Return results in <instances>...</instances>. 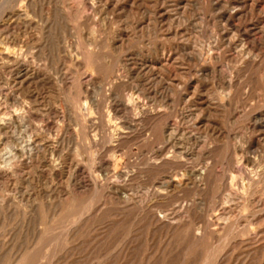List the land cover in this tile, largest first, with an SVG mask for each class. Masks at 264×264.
Returning <instances> with one entry per match:
<instances>
[{
	"label": "rangeland",
	"instance_id": "obj_1",
	"mask_svg": "<svg viewBox=\"0 0 264 264\" xmlns=\"http://www.w3.org/2000/svg\"><path fill=\"white\" fill-rule=\"evenodd\" d=\"M13 114L0 264H264V0H0Z\"/></svg>",
	"mask_w": 264,
	"mask_h": 264
},
{
	"label": "bare ground",
	"instance_id": "obj_2",
	"mask_svg": "<svg viewBox=\"0 0 264 264\" xmlns=\"http://www.w3.org/2000/svg\"><path fill=\"white\" fill-rule=\"evenodd\" d=\"M239 3V2H238ZM242 4V3H241ZM226 5V4H225ZM239 6V5H238ZM241 6V5H240ZM235 10V9H234ZM19 12V11H18ZM17 12V13H18ZM235 12H237V10L235 11ZM15 13V12H14ZM20 14V13H19ZM229 14V13H228ZM14 15V14H13ZM27 15V14H26ZM226 15V14H225ZM221 16V15H220ZM228 16V15H227ZM14 17V16H13ZM19 17V16H18ZM17 17V18H18ZM91 18V17H90ZM221 18H224L223 16L222 17H220L219 18V20L221 19ZM227 18V17H226ZM19 20V19H18ZM21 21V20H20ZM226 20H224V22H225ZM223 22V21H222ZM233 23V22H232ZM228 24V23H227ZM236 24V23H235ZM233 25H234V23H233ZM222 26H223V24H222ZM230 27H231V25H230ZM231 28H233V27H231ZM231 28H230V30H231ZM242 28V27H241ZM238 29V28H237ZM243 29V28H242ZM233 31H234V29H233ZM222 32H224V30L222 31ZM253 33V32H252ZM230 33L228 32V33H226V34H224V36H222V37H224V41H225V44L226 45H232V47H235L236 49H238V52H240L241 54L242 53H244V52H246L247 50H246V47H245V45H244V43H243V39L242 40H240L237 44L235 43H232L231 42V40H230ZM235 35V34H234ZM250 35H251V33H250ZM239 37V36H238ZM237 37V38H238ZM242 37H246V34L245 33H243V36ZM250 37V36H249ZM252 37V36H251ZM233 39H235V37H233ZM222 41V40H221ZM250 41V40H249ZM214 43V42H213ZM214 44H216V42L214 43ZM246 44V43H245ZM250 44V43H249ZM252 44V43H251ZM259 44V43H258ZM121 45V44H120ZM214 46V45H213ZM248 47H250V46H248ZM212 48V47H211ZM230 48V47H229ZM10 49V48H9ZM12 49V51L13 50H15L16 51V49H14V48H11ZM10 49V50H11ZM22 49V48H21ZM5 50H7V49H5ZM9 50V51H10ZM15 51H14V53H15ZM18 51V50H17ZM250 52V51H249ZM14 53H12V52H8V50L6 51V52H3L2 53V56L3 57H5V58H7V59H11V60H13V61H16L17 62V60H18V56H16ZM19 53V52H18ZM17 53V54H18ZM190 53H191V51H190ZM195 53V52H194ZM239 53V55H241ZM247 53V52H246ZM252 53V52H251ZM20 54V53H19ZM18 54V55H19ZM192 54H193V52H192ZM197 54V53H196ZM194 55L193 57H197L198 55ZM253 54V53H252ZM246 55V54H245ZM249 56V55H248ZM247 56V57H248ZM20 57H21V55H20ZM19 57V58H20ZM190 58H191V56H189ZM241 57V56H240ZM234 58V57H233ZM198 59V58H197ZM23 60V59H22ZM6 61V60H5ZM25 61V60H24ZM245 61V60H244ZM6 62H8V61H6ZM12 62V61H11ZM192 62V61H191ZM13 64H14V62H12ZM251 63V62H250ZM18 65V64H17ZM18 68H21L20 70H21V73H23L20 77H18L17 79H18V84L20 85V84H22L23 82H25L27 79H29L30 78V73H29V71H28V68L25 66V65H19V67ZM18 68H16L17 70H19ZM238 68V67H237ZM33 69V68H32ZM241 70V69H240ZM20 72V71H19ZM2 76V75H1ZM35 77V76H34ZM36 78V77H35ZM34 78V79H35ZM16 79V80H17ZM32 79V78H31ZM44 80V79H43ZM29 81V80H28ZM7 83V82H6ZM14 83V82H13ZM15 84V83H14ZM119 84V83H118ZM16 85V84H15ZM18 86V85H17ZM227 88V87H226ZM19 90V89H18ZM231 90V89H230ZM229 91V90H228ZM2 95V94H1ZM132 96V95H131ZM213 96V95H212ZM129 98V97H128ZM160 98V97H159ZM130 99H132V98H129V100H128V102L130 103V105H131V108H133L132 106H134V105H136L137 103H136V101L134 102V101H132V100H130ZM121 100V99H120ZM127 100V99H126ZM133 100H134V98H133ZM207 100V99H206ZM88 101V100H87ZM209 102V101H208ZM126 103V102H125ZM128 103V104H129ZM85 104H87V102L85 103ZM127 104V103H126ZM129 105V106H130ZM21 106V105H20ZM84 106V105H83ZM123 106V105H122ZM139 107V105L137 106V108ZM219 107H220V105H219ZM162 108V107H161ZM222 108V107H221ZM15 109H17V108H15ZM127 109V108H126ZM128 109H129V107H128ZM136 109V108H135ZM201 109V108H200ZM207 109V108H206ZM113 110V109H112ZM129 110H131V109H129ZM145 110V109H144ZM7 111V110H6ZM14 111H16V110H14ZM133 111V110H132ZM139 111V110H138ZM154 112V111H153ZM8 113V112H7ZM13 113H15V112H13ZM17 115H18V113H16ZM16 114H13V115H11V116H9V118H8V121L7 122H5L4 120H3V116H2V119H1V121H0V132H5V130H6V128H8L6 125H8V123L10 124V123H12V124H16L17 125V121H18V116L16 115ZM141 114V113H140ZM263 114V113H262ZM4 115V114H3ZM22 115V114H21ZM78 115V114H77ZM145 115V114H144ZM148 115V114H147ZM142 116V115H141ZM164 116V115H163ZM124 117V116H123ZM139 117V116H138ZM259 117V116H258ZM138 119V118H137ZM254 119V118H253ZM19 120H20V118H19ZM259 121H258V124H259V126L261 125V126H264V116H260L259 117V119H258ZM108 121V120H107ZM256 121V120H255ZM91 123H92V121H91ZM111 124V123H110ZM108 125V124H107ZM112 125V124H111ZM110 125V126H111ZM254 125H256V124H254ZM10 127H11V125H9ZM116 126H118V125H116ZM252 126V125H251ZM14 127V126H13ZM9 129V128H8ZM14 129V128H13ZM112 129V128H111ZM118 129V128H117ZM165 128H163V130H164ZM264 129V128H263ZM260 130V129H259ZM9 131H10V129H9ZM13 131V130H12ZM114 131V130H113ZM116 131V130H115ZM125 131V130H124ZM27 132V131H26ZM117 132V131H116ZM120 132V131H119ZM161 132V131H160ZM166 132V131H165ZM122 133V132H121ZM174 133V132H173ZM14 134V133H13ZM20 134V133H19ZM125 134V133H124ZM3 135V134H2ZM7 135H8V133H7ZM26 135V134H25ZM118 135H120V133L118 134ZM165 135V134H164ZM168 135V134H167ZM28 136V135H27ZM113 136V135H112ZM159 136V135H158ZM30 137H32V136H30ZM125 137V136H124ZM166 137H168V136H166ZM166 137H164V138H166ZM24 138H25V136H24ZM35 138V137H34ZM113 138V137H112ZM171 138V137H170ZM7 139V138H6ZM17 139V138H16ZM51 140V139H50ZM7 141V140H6ZM36 141V140H35ZM38 141V140H37ZM53 141V140H52ZM166 141V140H165ZM16 142V141H15ZM19 142V141H18ZM170 142V141H169ZM6 144V143H5ZM36 144V143H35ZM9 145H11V143L9 144ZM23 145V144H22ZM119 145V144H118ZM2 146V145H1ZM0 146V147H1ZM14 146V145H13ZM13 146H12V148H13ZM34 140H32L31 138L29 139L28 138V140H26L25 142H24V145H23V149L22 150H19V149H21V148H18V150H16L15 151V154H19V153H21L23 150H25L26 152H28V154L27 155H29L31 152H32V150H33V148H34ZM54 146V145H53ZM56 146V145H55ZM9 147V146H8ZM15 147V146H14ZM22 147V146H21ZM251 147H257V143H252L251 144ZM175 148V147H174ZM263 148V147H262ZM11 149V148H10ZM163 149V148H162ZM253 149V148H252ZM2 150V149H1ZM119 150V149H118ZM160 150V149H159ZM5 151V150H4ZM12 151V150H11ZM14 151V150H13ZM12 151V152H13ZM34 151V150H33ZM249 151V150H248ZM8 152H10V151H8ZM54 152V151H53ZM24 153V152H23ZM44 153V152H43ZM109 153V152H108ZM160 153V152H159ZM5 154H6V152H5ZM174 154V153H173ZM3 155V154H2ZM7 155H9V154H7ZM11 155V154H10ZM34 155V154H33ZM39 155V154H38ZM170 155V154H169ZM35 156V155H34ZM37 156V155H36ZM166 156V155H165ZM176 156V155H175ZM254 156V155H253ZM252 156V157H253ZM3 157V156H2ZM7 157V156H6ZM19 157V156H18ZM47 157V156H46ZM156 157V156H155ZM168 157V156H167ZM170 157V156H169ZM9 157H7V159H8ZM11 158V157H10ZM9 158V159H10ZM15 158V157H14ZM17 158V157H16ZM30 158V157H29ZM38 158V157H37ZM39 158H41V156L39 157ZM45 158V157H44ZM96 158V157H95ZM161 158H163V157H161ZM166 158V157H165ZM8 159V160H9ZM13 159V158H12ZM28 159V158H27ZM97 159V158H96ZM164 159V158H163ZM171 159H172V157H171ZM38 160V159H37ZM40 160V159H39ZM254 160V159H253ZM41 161V160H40ZM46 161V160H45ZM107 161V160H106ZM159 161V160H158ZM173 161V160H172ZM7 162H9V161H7ZM19 162V161H18ZM38 162V161H37ZM44 162V161H43ZM153 162H155V161H153ZM167 162H169V161H167ZM166 162V163H167ZM174 162V161H173ZM24 163V162H23ZM157 163V162H156ZM159 163H161V162H159ZM162 163L164 164L165 163V159H164V161H162ZM165 163V164H166ZM10 164V163H9ZM44 164V163H43ZM48 164V163H47ZM104 164H106V163H104ZM248 164V163H247ZM14 165H15V163H14ZM44 165H46V164H44ZM101 165V164H100ZM155 165V164H154ZM153 165V166H154ZM158 165V164H157ZM162 165V164H161ZM166 165H168V164H166ZM174 165V164H173ZM176 165H178V164H175V166ZM180 165V164H179ZM148 166V165H147ZM170 166H171V164H170ZM247 166V165H246ZM103 167V166H102ZM159 167V166H158ZM162 167V166H161ZM164 167V166H163ZM167 167V166H166ZM178 167V166H177ZM205 167V166H204ZM151 168H153V167H151ZM160 168V167H159ZM171 168V167H170ZM206 168V167H205ZM4 169H6V167H4ZM100 169V168H99ZM111 169V168H110ZM164 169V168H163ZM162 169V170H163ZM7 170V169H6ZM102 170V169H101ZM177 170V169H176ZM250 170V169H249ZM247 171V170H246ZM255 171V170H254ZM2 172V171H1ZM100 172V171H99ZM169 172V171H168ZM172 172V171H171ZM177 172V171H176ZM10 173V172H9ZM8 173V174H9ZM122 173H124V172H122ZM165 173V172H164ZM201 173V172H200ZM2 174V173H1ZM12 174V173H11ZM92 174V173H91ZM124 174H126V173H124ZM169 174H171V173H169ZM173 174V173H172ZM264 174V173H263ZM10 175V174H9ZM14 175V174H13ZM173 175H175V174H173ZM198 175V174H197ZM252 175V174H251ZM257 175V174H256ZM255 175V176H256ZM261 175V174H260ZM2 176H4V173L2 174ZM8 176V175H7ZM126 176H127V174H126ZM205 176V175H204ZM11 177V176H10ZM123 177V176H122ZM128 177V176H127ZM171 177V176H170ZM169 177V178H170ZM259 177V176H258ZM262 177V176H261ZM264 177V176H263ZM172 178V177H171ZM169 180V179H168ZM251 181V180H250ZM255 182V181H254ZM112 183V182H111ZM124 183V182H123ZM168 183H170V182H168ZM174 184V183H173ZM176 184H178V183H176ZM256 185V184H255ZM111 186V185H110ZM245 186V185H244ZM258 187V186H257ZM170 188V187H169ZM172 188H173V185H172ZM171 188V189H172ZM252 188H254V187H252ZM251 190V189H250ZM253 190V189H252ZM175 191V190H174ZM249 191V190H248ZM115 192V191H114ZM256 192V191H255ZM115 194V193H114ZM159 194V193H158ZM124 196V195H123ZM119 197V196H118ZM236 197V196H235ZM125 198H126V196H125ZM237 198V197H236ZM121 199H122V196H121ZM123 199H124V197H123ZM237 200V199H236ZM239 200V199H238ZM229 213V212H228ZM223 216H224V214H223ZM225 216H226V214H225ZM224 216V217H225ZM156 220H157V218H156ZM204 231V230H203ZM206 231V230H205ZM201 235V234H200Z\"/></svg>",
	"mask_w": 264,
	"mask_h": 264
}]
</instances>
